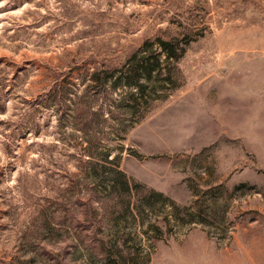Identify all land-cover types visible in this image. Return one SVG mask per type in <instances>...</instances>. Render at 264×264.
I'll return each instance as SVG.
<instances>
[{
	"label": "rangeland",
	"instance_id": "374dc122",
	"mask_svg": "<svg viewBox=\"0 0 264 264\" xmlns=\"http://www.w3.org/2000/svg\"><path fill=\"white\" fill-rule=\"evenodd\" d=\"M0 264H264V0H0Z\"/></svg>",
	"mask_w": 264,
	"mask_h": 264
},
{
	"label": "trees",
	"instance_id": "16d2710c",
	"mask_svg": "<svg viewBox=\"0 0 264 264\" xmlns=\"http://www.w3.org/2000/svg\"><path fill=\"white\" fill-rule=\"evenodd\" d=\"M172 43L171 42H167V41H160L159 42V46H158V53L157 55L160 56L161 54L163 56H165V59L170 60L171 58H174L175 60L177 59L176 56H173V51H172V47H171ZM172 48V49H171ZM160 63H159V59L155 57V63L152 67H147V75L150 76L153 72H159L160 71ZM145 67V66H144ZM140 71L139 66H133L132 68L128 69L126 73H136ZM128 74V75H129ZM125 75L123 76H118L115 78V85H119L122 84L124 86H134L135 83H130L129 81H125ZM170 80V78L168 79ZM138 81V80H137ZM137 86V85H135Z\"/></svg>",
	"mask_w": 264,
	"mask_h": 264
}]
</instances>
